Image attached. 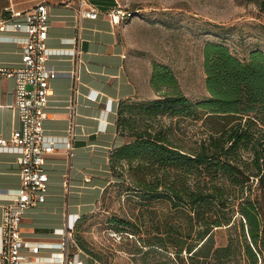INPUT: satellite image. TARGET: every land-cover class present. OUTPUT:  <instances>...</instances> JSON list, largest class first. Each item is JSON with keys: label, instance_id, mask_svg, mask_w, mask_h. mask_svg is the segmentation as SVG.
Here are the masks:
<instances>
[{"label": "trees", "instance_id": "1", "mask_svg": "<svg viewBox=\"0 0 264 264\" xmlns=\"http://www.w3.org/2000/svg\"><path fill=\"white\" fill-rule=\"evenodd\" d=\"M203 56L208 95L190 98L156 61L151 85L160 97L119 103L123 141L110 151L113 180L101 200L114 188L131 202L109 222L137 238L131 252L142 264H258L264 254V50L242 59L225 42L207 41ZM174 118L200 121L202 136L177 138ZM87 215L76 220V239L109 264L78 234ZM223 227L229 235L219 243Z\"/></svg>", "mask_w": 264, "mask_h": 264}, {"label": "crops", "instance_id": "2", "mask_svg": "<svg viewBox=\"0 0 264 264\" xmlns=\"http://www.w3.org/2000/svg\"><path fill=\"white\" fill-rule=\"evenodd\" d=\"M40 1H46L50 10L47 61L59 71L50 79L44 127L49 136L59 140L45 158L47 197L27 209L21 230L31 241L53 243L61 239L59 230L96 208L113 180L110 151L123 141L116 127L117 111L122 99L137 94V84L129 71L121 22L114 21L110 14L119 5L118 0H86L98 11L96 17L78 15L82 0H0V62H19L27 35L24 29L1 28L7 7L22 11L13 19L23 20L24 12ZM14 88L13 77L0 78V134L6 137L21 127L14 107ZM67 136L71 137L72 148L64 142ZM17 155L14 147L0 148V224L3 205L11 201L21 183ZM81 248L75 252L73 264H108ZM57 250L43 247L40 255L51 256Z\"/></svg>", "mask_w": 264, "mask_h": 264}, {"label": "rangeland", "instance_id": "3", "mask_svg": "<svg viewBox=\"0 0 264 264\" xmlns=\"http://www.w3.org/2000/svg\"><path fill=\"white\" fill-rule=\"evenodd\" d=\"M258 1L118 0L122 10L132 13L120 20V34L128 48L129 71L137 84V96L144 100L160 97L151 85L156 61L172 68L181 89L190 98L208 95L203 56L207 41L225 42L242 59L247 58L252 49L264 50V11ZM165 120L170 124V117ZM173 120L177 138L182 136L192 141L202 136L200 121ZM109 193L106 201L100 200L96 208L82 218L78 234L109 264H142L139 254L131 252L137 238L117 231L109 222L113 212H128L131 202L115 197L114 188ZM228 235L226 227L217 229L219 243H226ZM246 262L241 260V263ZM258 264H264V254Z\"/></svg>", "mask_w": 264, "mask_h": 264}, {"label": "built area", "instance_id": "4", "mask_svg": "<svg viewBox=\"0 0 264 264\" xmlns=\"http://www.w3.org/2000/svg\"><path fill=\"white\" fill-rule=\"evenodd\" d=\"M8 15L1 21V28L8 26L24 29L27 33L23 40V54L19 62L9 65L0 62V78L15 79V103L21 127L14 130L10 137L0 134V148L14 147L18 153L21 183L13 191L11 201L3 205L0 224V264H73L75 252L82 250L78 243L75 224L59 230V242H34L22 234L21 226L24 213L30 207L45 201L49 190V174L45 168L46 155L55 148L57 138L49 136L44 127L47 116L46 105L51 93L50 79L59 71L48 64L49 48L46 44L50 27V10L46 1L38 2L24 12V19H13L21 16L22 11L12 6L7 7ZM114 21L130 17L119 6L110 12ZM78 15L96 17L98 11L82 0ZM12 19V21H11ZM76 55L79 52L76 40ZM75 52V51H74ZM75 76L76 73H70ZM73 108V106H71ZM72 148L70 136L64 139ZM114 235L120 236L118 232ZM43 247H58L51 256L40 255Z\"/></svg>", "mask_w": 264, "mask_h": 264}]
</instances>
